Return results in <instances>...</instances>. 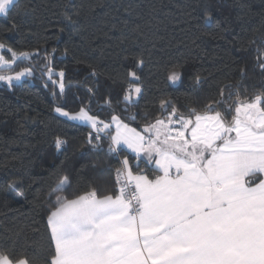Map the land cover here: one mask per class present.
I'll return each instance as SVG.
<instances>
[{
    "label": "trees",
    "instance_id": "trees-1",
    "mask_svg": "<svg viewBox=\"0 0 264 264\" xmlns=\"http://www.w3.org/2000/svg\"><path fill=\"white\" fill-rule=\"evenodd\" d=\"M0 40L41 55L55 49V69L65 71L63 96H53L37 57L15 66H34L32 77L11 88L0 82V250L30 264H48L52 254L46 220L58 180L70 177L69 196L89 187L107 191L119 167L106 140L94 149L87 143L89 126L63 118L57 106L90 108L105 121L121 114L137 127L160 115L162 100L184 112L218 99L229 83H240L242 95L264 91L258 67L264 0H15L8 16L0 15ZM132 70L138 82L131 81ZM177 70L182 78L173 84L167 77ZM130 81L139 83L142 94L125 105ZM131 115L135 121L127 119ZM57 137L66 141L60 149Z\"/></svg>",
    "mask_w": 264,
    "mask_h": 264
},
{
    "label": "snow or ice",
    "instance_id": "snow-or-ice-1",
    "mask_svg": "<svg viewBox=\"0 0 264 264\" xmlns=\"http://www.w3.org/2000/svg\"><path fill=\"white\" fill-rule=\"evenodd\" d=\"M14 4L0 0V15L7 17ZM54 52L17 51L0 40V82L11 88L32 77L34 66L19 71L15 66L37 57L44 62L40 74L51 83L53 96H63L65 71L55 69ZM258 67L264 70V52ZM245 71L241 68V76ZM128 75L140 80L134 70ZM181 78L178 70L167 77L173 84ZM131 81L125 105L142 94L139 83ZM195 83H201L200 76ZM240 87L226 84L218 99L184 112L162 100L160 115L137 127L121 114L105 121L90 108L72 112L57 106L62 117L89 126L87 143L94 149L106 140L107 154L117 158L119 167L107 191L89 187L69 196L68 175L52 188L48 264H264V91L248 96ZM127 119L135 121L136 115ZM65 143L55 140L57 149ZM0 264L30 262L0 250Z\"/></svg>",
    "mask_w": 264,
    "mask_h": 264
},
{
    "label": "rangeland",
    "instance_id": "rangeland-1",
    "mask_svg": "<svg viewBox=\"0 0 264 264\" xmlns=\"http://www.w3.org/2000/svg\"><path fill=\"white\" fill-rule=\"evenodd\" d=\"M23 68H24V67H23ZM21 69H22V68H21ZM21 69H20V70H21ZM18 71H19V70H18ZM25 78H26V77H25ZM25 78H22L21 81H23V79H25ZM21 81H20V82H21ZM14 83H19V82H14ZM138 97H139V96H138ZM133 98H137V96H133ZM58 114H59V113H58ZM59 115H60V114H59ZM60 116H61V115H60ZM63 118H65V117H63ZM65 119H67V118H65ZM77 122H78V121H77ZM80 123H81V122H80Z\"/></svg>",
    "mask_w": 264,
    "mask_h": 264
},
{
    "label": "crops",
    "instance_id": "crops-1",
    "mask_svg": "<svg viewBox=\"0 0 264 264\" xmlns=\"http://www.w3.org/2000/svg\"><path fill=\"white\" fill-rule=\"evenodd\" d=\"M80 123V122H79ZM131 127H133V126H131ZM125 151H127V150H125ZM129 154H131V153H129Z\"/></svg>",
    "mask_w": 264,
    "mask_h": 264
}]
</instances>
